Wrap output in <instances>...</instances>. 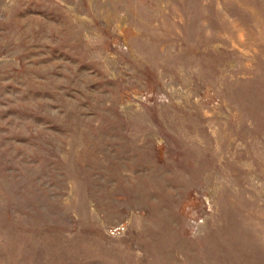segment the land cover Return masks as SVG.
<instances>
[{
    "label": "rangeland",
    "instance_id": "rangeland-1",
    "mask_svg": "<svg viewBox=\"0 0 264 264\" xmlns=\"http://www.w3.org/2000/svg\"><path fill=\"white\" fill-rule=\"evenodd\" d=\"M0 264H264V0H0Z\"/></svg>",
    "mask_w": 264,
    "mask_h": 264
}]
</instances>
